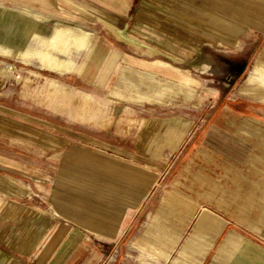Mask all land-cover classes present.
I'll list each match as a JSON object with an SVG mask.
<instances>
[{
    "label": "crops",
    "instance_id": "0c3cea01",
    "mask_svg": "<svg viewBox=\"0 0 264 264\" xmlns=\"http://www.w3.org/2000/svg\"><path fill=\"white\" fill-rule=\"evenodd\" d=\"M104 21L153 55L203 68L208 47L264 37V0H0V264H92L109 243L153 258L145 264H264V175L246 165L256 147L264 151V135L261 144L254 137L261 122L246 117L241 130L251 137L232 128L252 107L229 105L235 118L224 123L206 119L202 107L143 118L126 101L158 97L126 75V53L98 43L86 51L94 63L112 55L123 66L127 88L109 98L82 84L83 68L61 73L22 52L40 49L55 23L89 35ZM88 105L120 106L98 113ZM142 170L154 191L143 197ZM104 194H131L137 207L113 213L117 200Z\"/></svg>",
    "mask_w": 264,
    "mask_h": 264
},
{
    "label": "rangeland",
    "instance_id": "374dc122",
    "mask_svg": "<svg viewBox=\"0 0 264 264\" xmlns=\"http://www.w3.org/2000/svg\"><path fill=\"white\" fill-rule=\"evenodd\" d=\"M75 9L78 10L77 8ZM96 26V30L99 32L98 34L94 30L89 29L88 38L90 49L92 47V43L94 44V47H96L95 43H98L101 50L109 51L116 49L122 53H126L127 64L129 66L125 69L126 75L138 82L141 89L153 90L154 93L152 94L157 95L158 97L153 98V100H155L152 101L154 104H151L148 100L144 102L126 101L132 103L133 105L124 106L134 109L137 114L143 118L151 116L163 118L168 115L183 114L191 111L195 112V110H191V107H202L205 112L206 119L210 118L214 120V122L220 120L222 123H224L223 121L225 119L230 120L228 118H235L234 116H226V110L229 105L250 106L253 109L250 108L248 109V112H244L242 115L238 116L236 124L234 123L235 125L232 128L244 136L251 137L247 132L241 130L244 126L242 124L244 123L246 117H254L260 120L261 123L257 124L263 132L256 134L254 137H256L257 141L261 144V141L264 139H262V136L264 135V95L259 99H255L250 97L248 92L241 91L240 87L250 75L255 78V81H252L249 84L258 83L264 85V37L259 40H254L255 42L249 41L248 45L243 48L235 49V47H228V45L224 44L217 46L216 49L208 47L207 50L204 51L206 52L204 54V58L206 59L204 66L208 64L209 67L204 68V66H202L203 68H201V66H198L200 62H172L168 57L161 53L151 56L135 53L127 44L115 39L117 38L116 36L110 34L109 32L107 33L102 24L98 23ZM51 34L52 33L45 35L47 42H50ZM105 42H109L110 44L106 45ZM72 50L71 58L74 61L76 72L80 68H83L84 70L83 73L79 74L75 72L71 73L84 76L85 79H82L84 82L82 84H85L95 92L102 93V97H106V95L108 96L111 89L124 88L125 90V88H127L124 80L120 77L118 72L120 66L122 65H120V60L117 59V56L115 57L111 55V57L108 58L106 55L100 64H98L94 63V59L91 60V58H89L90 55H86V50H74L73 48ZM29 51L32 52L33 49H30ZM46 52L59 59H68L67 54L60 52L56 47H52L48 49V51L46 50ZM29 57L38 59L35 53H32ZM160 62L164 65H161ZM39 64L45 68L58 72L60 71L57 68L49 67L40 61ZM135 68L155 69L162 77H169L174 81L171 82L160 79L151 71H145L138 74ZM87 70L88 74H85ZM200 71H206L207 73H211V75L206 76L205 74L204 77L203 74H200ZM60 72L62 73V71ZM180 72L186 74L195 82L192 87L183 83H178V80H180L178 74H180ZM126 75L125 80H127ZM211 87L215 88L216 91L210 89ZM202 89H205V91L202 92ZM134 95L136 96V94ZM114 96L120 95L117 94L111 96L118 99V97L116 98ZM88 106L93 107V111L95 112L96 110V112L99 113L102 111V108L107 107V109L111 110L120 105ZM258 146L261 147L262 145L258 144ZM256 149L257 150L253 151L251 158L246 165L250 169H253L254 172L257 171L256 173H263L264 175V172H262L264 171V151L260 150L258 147H256ZM262 168L263 170H261ZM141 173L142 182L139 192L140 196L143 197L145 194H150L154 191H151L144 186V170H142ZM77 180H81V182L84 183L83 178ZM80 188L84 190V185ZM98 191L100 193L101 189L98 188ZM115 196L117 198H111L110 195L107 194L103 195V197H107V200L109 198L113 202H116L117 200V203L113 205L114 209H109V211L113 213H121L124 211L127 213L130 209L137 207V204L134 205L135 199L131 198V194L125 197L120 194ZM240 237L241 236L239 235L238 238L235 239L236 243H238ZM108 241H112V238H109ZM109 245L110 248L107 252H96L93 254L92 264H145L146 261H148L145 256H149L141 252H134V250H129L127 247L120 251L114 247V244L109 243ZM149 258L153 260V258ZM153 263L159 264L158 262Z\"/></svg>",
    "mask_w": 264,
    "mask_h": 264
},
{
    "label": "bare ground",
    "instance_id": "6f19581e",
    "mask_svg": "<svg viewBox=\"0 0 264 264\" xmlns=\"http://www.w3.org/2000/svg\"><path fill=\"white\" fill-rule=\"evenodd\" d=\"M31 17L35 19H46L47 17L38 15L36 13L30 14ZM105 30L110 34L116 36L118 39L125 43H129L132 47L135 48L136 51L146 54H152L157 50L153 47H150L143 42L136 40L135 38L128 35L124 30L119 29L112 24L104 21ZM88 32L80 29V27H68L65 25H59L55 23L54 25V33L50 36V42L47 40L43 41L40 45V49L33 48V51L30 52L28 50L22 51L28 57L35 53L41 62L49 67L57 68L60 70H73L74 61L70 58L68 59H59L55 56H52L50 53L46 52L48 49L52 47H56L61 52L68 54L70 47H75L78 50H90V43L88 40ZM0 51L7 52V49L4 47L0 48ZM13 54V53H12ZM99 55V54H98ZM150 56V55H149ZM174 59V58H173ZM76 70V69H75ZM255 81L253 76H249L247 80L244 81V84L240 87L241 91L248 92V95L252 98L259 99L264 95V85L263 84H249L250 82Z\"/></svg>",
    "mask_w": 264,
    "mask_h": 264
}]
</instances>
